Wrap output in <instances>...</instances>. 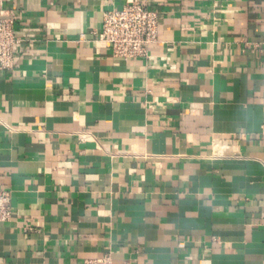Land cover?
<instances>
[{
  "label": "crops",
  "instance_id": "1",
  "mask_svg": "<svg viewBox=\"0 0 264 264\" xmlns=\"http://www.w3.org/2000/svg\"><path fill=\"white\" fill-rule=\"evenodd\" d=\"M124 2L0 0V264H264V0H148L147 60L99 40Z\"/></svg>",
  "mask_w": 264,
  "mask_h": 264
},
{
  "label": "built area",
  "instance_id": "2",
  "mask_svg": "<svg viewBox=\"0 0 264 264\" xmlns=\"http://www.w3.org/2000/svg\"><path fill=\"white\" fill-rule=\"evenodd\" d=\"M18 14L15 10H0V72L12 70L14 49L22 41L14 30ZM99 40L110 47L113 58L147 60L150 47L158 43V15L149 8L148 0H125L120 9L103 12ZM86 136L80 133L77 138L83 141ZM10 202L9 192L0 189V224L12 217ZM81 264L131 263H116L111 255L106 254Z\"/></svg>",
  "mask_w": 264,
  "mask_h": 264
}]
</instances>
